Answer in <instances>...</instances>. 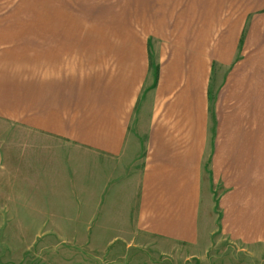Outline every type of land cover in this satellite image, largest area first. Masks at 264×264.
I'll list each match as a JSON object with an SVG mask.
<instances>
[{
  "label": "crops",
  "instance_id": "0c3cea01",
  "mask_svg": "<svg viewBox=\"0 0 264 264\" xmlns=\"http://www.w3.org/2000/svg\"><path fill=\"white\" fill-rule=\"evenodd\" d=\"M67 11L22 0L0 12V121L75 162L85 152L92 173L104 164L91 207L113 231L202 248L219 232L262 257L264 0H168L121 32L83 31ZM247 27L244 53L260 59L228 68Z\"/></svg>",
  "mask_w": 264,
  "mask_h": 264
},
{
  "label": "rangeland",
  "instance_id": "374dc122",
  "mask_svg": "<svg viewBox=\"0 0 264 264\" xmlns=\"http://www.w3.org/2000/svg\"><path fill=\"white\" fill-rule=\"evenodd\" d=\"M15 1L22 0H0V12ZM166 1L63 0L67 12L81 18L87 32L95 28L121 32L129 24L141 28ZM34 12L18 16H37ZM247 29L243 47L228 68L251 64L255 57L244 53ZM225 72L220 86L231 74ZM70 148L29 138L17 125L0 121V264H264V255H257V250L242 248L219 232L202 248L173 244L145 232L113 231L115 219L104 215L106 209L97 212V201L91 207V192H106L105 165L96 162L92 173L91 158L81 152L82 159L75 162L77 152ZM26 156L31 157L28 162Z\"/></svg>",
  "mask_w": 264,
  "mask_h": 264
}]
</instances>
